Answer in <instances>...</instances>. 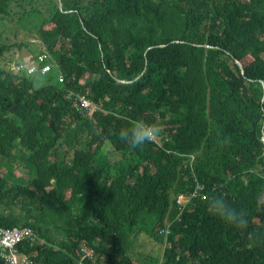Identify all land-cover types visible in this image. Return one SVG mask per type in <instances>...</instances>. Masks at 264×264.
Returning <instances> with one entry per match:
<instances>
[{"label": "trees", "instance_id": "1", "mask_svg": "<svg viewBox=\"0 0 264 264\" xmlns=\"http://www.w3.org/2000/svg\"><path fill=\"white\" fill-rule=\"evenodd\" d=\"M34 1L19 22L51 11L32 25L44 48L0 40V227L37 232L28 264H264V0ZM43 50L53 68L30 74ZM79 95L99 110L79 115ZM139 118L162 146L118 139ZM220 194L246 230L208 211Z\"/></svg>", "mask_w": 264, "mask_h": 264}, {"label": "built area", "instance_id": "2", "mask_svg": "<svg viewBox=\"0 0 264 264\" xmlns=\"http://www.w3.org/2000/svg\"><path fill=\"white\" fill-rule=\"evenodd\" d=\"M55 61L48 51H43L38 57V64L31 66L28 69L30 74L40 72L41 74H46L53 68ZM24 65V64H23ZM23 65L19 68L22 70ZM60 81H64V74L61 72L59 74ZM75 109L77 113L81 116L91 115L96 113L99 109L95 107L93 103L87 100L81 95L77 96L75 102ZM160 146H162V140L157 137L152 141ZM205 193V188L199 186L198 191L192 197H180L178 200V205L181 211H185L189 204L199 199ZM207 197H204L206 200ZM172 233V224L167 223L166 229L161 232L160 237L168 240ZM37 241L39 237L37 232L30 226L24 227H0V255L7 262V264H28V256L23 253L20 249V245L26 241ZM85 253L91 259H94V253L90 250H86Z\"/></svg>", "mask_w": 264, "mask_h": 264}, {"label": "rangeland", "instance_id": "3", "mask_svg": "<svg viewBox=\"0 0 264 264\" xmlns=\"http://www.w3.org/2000/svg\"><path fill=\"white\" fill-rule=\"evenodd\" d=\"M49 0H38L40 3V6L43 5L44 12L48 14L47 11V4L46 2ZM60 1V0H55ZM37 5V3L34 0H14L11 3V16L4 20V23L2 25V28L0 30V40L4 41L9 44H13V42H30L29 47L31 49H35V51H40L44 46L40 43V41L37 39V33L36 30L38 28L36 26H32L34 23H40L44 19H46L48 16L44 14H38L35 16L34 20L31 19H24L21 23L19 22L20 18L24 14L25 11L31 10L32 7ZM58 5V3H57ZM39 6V7H40ZM26 21L30 24H27ZM26 27V28H25ZM21 52V53H20ZM24 54L19 47L13 48L10 50L7 60H4L3 62L8 66L10 63L15 62L13 65H17L18 57H21V55ZM20 171L17 172L18 175H25L27 171L25 170V167L19 168ZM166 247L163 246L161 243L157 244H146L145 251L147 253H153L154 256L158 258H163L165 254Z\"/></svg>", "mask_w": 264, "mask_h": 264}, {"label": "clouds", "instance_id": "4", "mask_svg": "<svg viewBox=\"0 0 264 264\" xmlns=\"http://www.w3.org/2000/svg\"><path fill=\"white\" fill-rule=\"evenodd\" d=\"M16 67L20 69L19 66ZM159 134L160 129L157 124L150 123L143 118L129 119L128 126L120 129L118 139L126 143L131 150H135L154 141ZM207 207L211 214L219 217L224 223L240 230L248 228L247 212L244 209L231 206L222 194L212 195L207 201ZM257 236L258 234L254 231L247 233L250 241H255Z\"/></svg>", "mask_w": 264, "mask_h": 264}, {"label": "water", "instance_id": "5", "mask_svg": "<svg viewBox=\"0 0 264 264\" xmlns=\"http://www.w3.org/2000/svg\"><path fill=\"white\" fill-rule=\"evenodd\" d=\"M60 5H61V7H63V2H62V0H60ZM244 74V73H243Z\"/></svg>", "mask_w": 264, "mask_h": 264}, {"label": "crops", "instance_id": "6", "mask_svg": "<svg viewBox=\"0 0 264 264\" xmlns=\"http://www.w3.org/2000/svg\"><path fill=\"white\" fill-rule=\"evenodd\" d=\"M19 58V57H18ZM11 67H14V65L13 64H11Z\"/></svg>", "mask_w": 264, "mask_h": 264}]
</instances>
